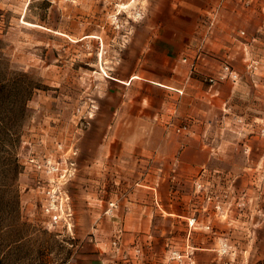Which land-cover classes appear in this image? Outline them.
<instances>
[{"label": "rangeland", "instance_id": "374dc122", "mask_svg": "<svg viewBox=\"0 0 264 264\" xmlns=\"http://www.w3.org/2000/svg\"><path fill=\"white\" fill-rule=\"evenodd\" d=\"M144 2L0 0V56L11 71L26 74L22 85L42 87L26 102L15 155L0 154V264H101L98 257L122 249L118 231L100 239L95 224L79 221L77 212L86 207L77 199L74 158L79 138L104 119L102 91L153 87L136 79L128 85L116 81L144 69L135 62L143 34L139 26L150 18ZM250 61H257L252 73L264 82V57L245 59L247 73ZM225 67L233 71L226 62ZM232 117L225 132L237 159L201 167L188 198L178 199L180 223L165 225L167 245L163 252L161 240L154 264L264 259V114L253 122ZM213 151L212 156L222 152L219 146ZM14 161L17 169L8 172ZM116 206L107 203L104 213ZM143 253L142 245L133 248L136 258Z\"/></svg>", "mask_w": 264, "mask_h": 264}, {"label": "crops", "instance_id": "0c3cea01", "mask_svg": "<svg viewBox=\"0 0 264 264\" xmlns=\"http://www.w3.org/2000/svg\"><path fill=\"white\" fill-rule=\"evenodd\" d=\"M145 1L142 10L150 18L139 26L135 54L144 69L116 81L128 85L136 79L153 87L102 91L104 119L79 138L74 158L77 199L86 207L78 210L79 221L95 224L100 239L121 233L122 249L98 257L101 264H154L161 240L163 252L167 245L165 225L180 223L178 199L188 198L201 167L237 159L225 132L232 115L253 122L264 114V82L243 63L264 57V0ZM224 62L235 82L218 79ZM208 77L217 82L209 85ZM183 122L188 129L176 133ZM218 146L222 152L214 157ZM110 202L115 211L104 213ZM139 245L144 256L136 258L133 248Z\"/></svg>", "mask_w": 264, "mask_h": 264}, {"label": "trees", "instance_id": "16d2710c", "mask_svg": "<svg viewBox=\"0 0 264 264\" xmlns=\"http://www.w3.org/2000/svg\"><path fill=\"white\" fill-rule=\"evenodd\" d=\"M26 74L9 69L7 61L0 56V154L13 157L19 143L21 121L25 116L26 102L40 84L22 85L21 77ZM17 169L12 162L7 167L11 172ZM257 264H264V259Z\"/></svg>", "mask_w": 264, "mask_h": 264}, {"label": "built area", "instance_id": "2783aa9c", "mask_svg": "<svg viewBox=\"0 0 264 264\" xmlns=\"http://www.w3.org/2000/svg\"><path fill=\"white\" fill-rule=\"evenodd\" d=\"M220 2H222L223 0H219ZM214 24V21L213 20H210L209 22V27L213 26ZM247 68L250 70V71H256L258 69V63L257 61H250V63L248 64ZM224 72L222 75H219L218 79H224L226 78L227 76L229 78H231V80L233 82L236 81L237 79V75L233 72V71H230L228 67H225L224 68ZM208 82L210 83V85H213L217 82V79L216 78H212L210 77L208 79ZM188 129V124L187 123H182L181 125L175 127V132L176 133H182L184 131H186ZM51 208V205L49 203L48 207L45 209L46 212H49Z\"/></svg>", "mask_w": 264, "mask_h": 264}]
</instances>
